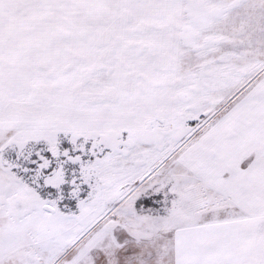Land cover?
<instances>
[{"label": "snow or ice", "instance_id": "obj_1", "mask_svg": "<svg viewBox=\"0 0 264 264\" xmlns=\"http://www.w3.org/2000/svg\"><path fill=\"white\" fill-rule=\"evenodd\" d=\"M0 264H264V0H0Z\"/></svg>", "mask_w": 264, "mask_h": 264}]
</instances>
